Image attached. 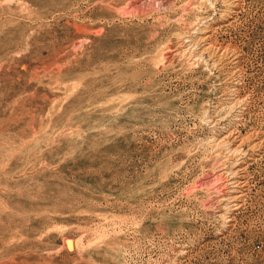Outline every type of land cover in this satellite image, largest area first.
Here are the masks:
<instances>
[{
	"label": "rangeland",
	"instance_id": "obj_1",
	"mask_svg": "<svg viewBox=\"0 0 264 264\" xmlns=\"http://www.w3.org/2000/svg\"><path fill=\"white\" fill-rule=\"evenodd\" d=\"M0 264H264V0H0Z\"/></svg>",
	"mask_w": 264,
	"mask_h": 264
}]
</instances>
